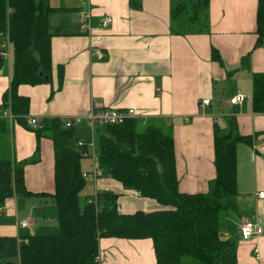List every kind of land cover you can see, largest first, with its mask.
I'll return each instance as SVG.
<instances>
[{
  "label": "crops",
  "instance_id": "crops-1",
  "mask_svg": "<svg viewBox=\"0 0 264 264\" xmlns=\"http://www.w3.org/2000/svg\"><path fill=\"white\" fill-rule=\"evenodd\" d=\"M51 7L71 11L48 15L50 82L17 89L29 100L27 120L36 118L39 124L44 119L63 123L69 119L76 138L78 126L82 134L90 128L95 135L97 127L87 120L92 106L133 109L139 128L162 127L173 138L178 188L187 195L206 193L215 178L213 126L245 137L236 147L233 206L219 212L218 232L221 240L233 244L237 264H264V112L253 111V77L264 74V37L258 41L256 33L257 0H80L75 7ZM180 7L185 8L173 18ZM82 13L90 14L89 32H81ZM104 17L112 23L102 29ZM3 48L0 108L13 74V59L9 65L6 57L14 49L6 39L0 41ZM213 51L218 59H213ZM237 93L245 102L231 105ZM204 100L209 104L201 106ZM3 112L0 109V118L9 121L13 141L11 156L6 155L15 164L28 162L24 185L34 195L14 193L0 207V237L22 242L23 237L35 236V220L47 222L56 210L48 197L53 191L54 147L47 137L37 147L34 133L13 122L9 108ZM92 149L96 156L94 140ZM95 184V195L104 191L122 195L120 214L160 210L154 200L112 179L100 177ZM18 197L30 207L24 217L17 210ZM30 198L38 201L30 203ZM25 220L28 227L21 228ZM243 222L257 224L260 233L242 241ZM97 250V264H157L150 239L99 237Z\"/></svg>",
  "mask_w": 264,
  "mask_h": 264
},
{
  "label": "trees",
  "instance_id": "trees-1",
  "mask_svg": "<svg viewBox=\"0 0 264 264\" xmlns=\"http://www.w3.org/2000/svg\"><path fill=\"white\" fill-rule=\"evenodd\" d=\"M180 7L173 13V18ZM71 9L53 8L48 0H0V41L13 47V74L3 96L1 111L8 108L13 122L34 133L37 147L49 138L54 147L53 191L60 235L0 237V264H97L99 237L127 240L150 239L157 264H237L233 244L219 237L218 217L233 206L236 194V147L245 137L213 126L215 178L206 193L187 195L179 191L174 142L170 134L154 125L139 130L140 121L97 127L94 148L100 177L118 182L163 209L123 215L118 211L122 195L100 192L80 200L84 188L81 161L88 146H79L74 126L58 120L40 121L33 130L27 124L29 100L17 93L20 85L38 86L51 79V34L48 15ZM191 20V19H189ZM256 33L264 37V0H257ZM0 49V69L6 61ZM213 59H218L213 51ZM62 71L59 69V75ZM253 111L264 112V74L253 77ZM9 121L0 118V142L9 134ZM102 129V131H101ZM0 150V207L12 198L32 196L24 185V166L13 163ZM36 196L47 197L37 193ZM94 199V201H93ZM91 201V203H88Z\"/></svg>",
  "mask_w": 264,
  "mask_h": 264
},
{
  "label": "built area",
  "instance_id": "built-area-1",
  "mask_svg": "<svg viewBox=\"0 0 264 264\" xmlns=\"http://www.w3.org/2000/svg\"><path fill=\"white\" fill-rule=\"evenodd\" d=\"M80 17H81L80 18L81 32H89L91 30L90 14L82 13ZM111 23H112V19L110 17H104L101 20L100 26L102 29H105ZM97 54L100 57V59H103L102 54L100 53ZM244 102H245V96L242 95L241 93H237V95L230 100L231 105L243 104ZM208 104L209 101L204 100L202 101L201 106H206ZM2 115L8 116L6 112H3ZM135 117H136V113L133 109L123 110V109L104 108L102 106H92L88 113L87 120L89 121L91 127L95 128V127L122 125L131 119H135ZM9 118H14V117L9 115ZM27 124L29 127H31V129L35 130L38 127V120L36 118H29L27 120ZM71 125H72V121L69 119L64 122V126L66 128L71 127ZM83 156H87V154H83ZM100 176H101V172L97 170V168H95L92 173L87 174L88 179L95 183L97 182V179L100 178ZM258 196L261 198L263 197V194L259 193ZM88 203H91V201H88ZM0 213H1V209H0ZM19 226L21 228H26L28 227V222L26 220L21 221ZM239 233L242 241H248L260 233V228L255 223L243 222L242 225L240 226ZM95 262L96 263L99 262L97 258Z\"/></svg>",
  "mask_w": 264,
  "mask_h": 264
},
{
  "label": "rangeland",
  "instance_id": "rangeland-1",
  "mask_svg": "<svg viewBox=\"0 0 264 264\" xmlns=\"http://www.w3.org/2000/svg\"><path fill=\"white\" fill-rule=\"evenodd\" d=\"M79 3H80V0H50L51 6L63 7V8L75 7ZM187 17H190V13H188ZM193 28H195V27H193ZM7 50L10 51L11 49L8 48ZM12 59H13V52L11 54L8 53L6 60L9 63V65L11 64ZM77 129H78V133L76 134L75 139L80 138V140H82L84 142V145L88 146V153H89L88 158L87 159L83 158V160L81 161V168H82V174H83V179H84V188L80 192L79 198L81 201H83L86 198H92V196H94L96 193V190H97L96 184H95V182L88 179L87 174L92 173L94 171V169L97 168L96 165L95 166L93 165V163L97 164V161H96V156L93 153V149H92L93 140H94V135H92V130L90 128H86V130L82 134L81 127L78 126ZM139 130H142V128H139ZM164 132L166 134L168 133V131H166V129H164ZM0 150H4L6 153H8V155L11 156V151L13 150V141L9 135L6 136L4 139H2V141L0 142ZM10 156H7V157H10ZM18 199H19V202H18L19 206H18L17 210H18V213L21 214L20 217H24L25 215H27L30 212V207H26L24 205V202L26 201L25 198L18 197ZM28 201L30 203H35V201H38V200L36 198H30ZM48 203H49V205H53L52 202H48ZM158 207L160 208V210L163 209L162 206L158 205ZM50 210L51 209H48L46 212H49ZM56 211H57V209L54 210V215L50 216L48 218L47 222H43L42 220H39V219L35 220V222H36L35 223V230H33L32 234L35 236H47V237L57 236L58 237L60 235L59 234L60 229H59L57 217H55ZM50 214H52L51 211H50ZM22 215H24V216H22ZM20 219H24V218H20ZM26 220H28V219H26ZM28 230H30V229H28ZM22 232H24V231H22ZM25 232L28 233V231H26V230H25ZM23 238H25V237H23ZM14 263L17 264V262H14Z\"/></svg>",
  "mask_w": 264,
  "mask_h": 264
}]
</instances>
